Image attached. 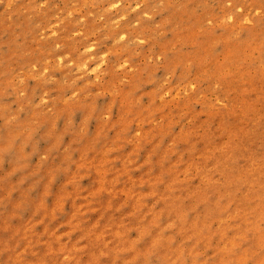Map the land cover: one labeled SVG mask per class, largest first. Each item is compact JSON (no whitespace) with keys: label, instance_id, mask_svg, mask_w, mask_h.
I'll use <instances>...</instances> for the list:
<instances>
[{"label":"rangeland","instance_id":"obj_1","mask_svg":"<svg viewBox=\"0 0 264 264\" xmlns=\"http://www.w3.org/2000/svg\"><path fill=\"white\" fill-rule=\"evenodd\" d=\"M0 264H264V0H0Z\"/></svg>","mask_w":264,"mask_h":264}]
</instances>
